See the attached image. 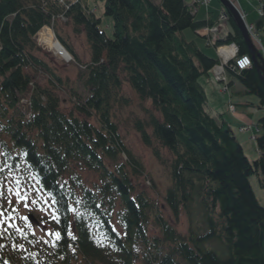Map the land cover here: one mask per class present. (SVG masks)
<instances>
[{
    "label": "trees",
    "instance_id": "1",
    "mask_svg": "<svg viewBox=\"0 0 264 264\" xmlns=\"http://www.w3.org/2000/svg\"><path fill=\"white\" fill-rule=\"evenodd\" d=\"M99 5L112 20L113 39L101 29ZM223 12L232 32L213 47L235 44L239 57H251L232 15ZM197 17L185 0H0L1 159L10 171L27 168L44 192L55 194L61 233L53 247L30 239L28 250L14 254L18 262L2 256L0 264H73L80 259L137 264L138 249L142 264H264V207L250 183L257 175L264 190V117L255 126L259 157L250 162L227 112L214 117L207 110L200 80L212 79L221 60L184 33L212 29L218 20ZM61 23L89 42L91 60L82 66L80 91L38 55L35 37L47 26L79 63L58 31ZM253 26L260 35L264 15ZM205 40V47L212 48L211 38ZM234 65L227 67L228 87L237 80L264 110L262 75L255 66L240 72ZM33 73L45 74L47 84L36 82ZM126 83L141 102L152 103L148 118L135 121V129L168 167L165 204L173 218L179 220L182 212L188 216L190 235H181L164 219L146 192L137 193L134 181L144 176V167L124 145L112 113L116 104L127 102L122 98ZM59 90L73 97L70 113L61 106ZM233 105L236 113L255 106ZM84 170L96 173L99 184L87 187L80 174ZM114 220L124 234L115 230ZM151 223L160 236H149ZM216 239L228 249L226 259L205 248Z\"/></svg>",
    "mask_w": 264,
    "mask_h": 264
},
{
    "label": "rangeland",
    "instance_id": "2",
    "mask_svg": "<svg viewBox=\"0 0 264 264\" xmlns=\"http://www.w3.org/2000/svg\"><path fill=\"white\" fill-rule=\"evenodd\" d=\"M158 4V0H154ZM187 4L193 6V0H185ZM236 9L242 13L247 14V24H253L249 20H259L260 16L257 11V5H259V0H236L233 2ZM210 10H213L215 18H219L224 10L221 2L218 0H212L210 4ZM201 10L198 12V18L201 19L205 17L204 5L201 6ZM103 7L99 5L97 16L102 17L101 29L106 33L108 39H113V23L111 18L103 16ZM207 14V13H206ZM223 28L217 34L222 37L224 34V29L230 26L229 23L223 21ZM47 27V26H46ZM53 33V38L55 41H58L57 34L50 28ZM58 31L61 37L65 41H69L74 48V51L77 52L79 57V63L72 58L70 61L65 62L50 52L47 47L43 46L37 39L41 47V52H38L39 57H41L46 63H49L50 66L54 69L56 74H59L64 82L71 84L77 91L81 89L80 83V72L83 71V65L90 64L91 53L89 51V42L86 39L84 34H75L72 27L69 25H63L62 23L58 25ZM249 33V32H248ZM263 43H264V31L260 32ZM250 34V33H249ZM184 35L187 36V39L191 41L193 38L197 39L200 46H203L206 53H209L212 56H217L216 49L206 48L208 42L205 38L194 35L191 30L185 31ZM210 37L213 35L210 34ZM210 45V44H209ZM206 46V47H205ZM35 75V81L39 82L41 85H46L48 78L45 74L33 73ZM205 81V87L207 89V95L209 103L222 105L223 109H227V114L225 116L226 120H229L232 129L235 132V135L243 146L246 156L250 162H255L259 157V152L257 151V142L253 140V137L257 136L256 124L258 121L264 117V110L258 108L259 100L255 96L247 95L245 88L237 80H233L234 87H229L228 90L225 88V83H218L214 78L202 77L200 83ZM68 86V85H67ZM67 91V90H66ZM122 98H125L127 102L118 103L113 107V122H115L119 127V133L122 137L123 143L128 149L132 152L133 156L138 158L144 167V176H141L138 179H135L134 185L138 192H146L150 198H152L158 209L162 211L164 219L169 221L171 225L175 227L176 230L181 235H190V220L188 216L182 212V215L179 217V220L173 218L171 211L167 208L165 204V194L170 188V176L169 169L167 166H164L160 161H158L153 155V150L148 146L144 145L141 136L137 133L135 129V121L141 119L146 120L148 114L146 109H152V103L146 101L141 102L135 92L130 89V86L126 83L123 85ZM59 95L61 97L62 103L61 106L65 112H71L74 108L73 97L68 93L59 90ZM231 102L235 104H244L251 103L255 106L253 107H244V109L239 111L237 114L231 112L228 108ZM227 106V108L225 107ZM212 105H208V108ZM207 108V110L210 111ZM244 111V113H243ZM212 114V112H211ZM232 116V117H231ZM235 117V118H234ZM241 117V119H239ZM98 120L95 117H92L90 120L95 126H98ZM252 126L253 131L240 132V129L243 127ZM169 157V156H168ZM111 167L113 163L109 162ZM0 212L3 215H0V257L6 256L13 261L18 262L15 258L18 252L28 250V240H35L38 244H45L48 247H53V243L57 240L54 235H49L48 233L58 232L57 228V213L55 212L54 205L50 203H45L46 200L50 201V196L41 189L39 182L36 178L29 172L25 167H21L19 172H13L8 170L6 163L3 162L0 155ZM82 180H84L87 187L92 188L95 184H99L100 179L96 173L89 171H81ZM19 181V184L16 183ZM250 183L252 184L254 194L258 199L259 204L264 207V190L261 188L259 183V177L256 175L250 178ZM12 189V191H9ZM20 191L22 195L26 196V200H20L16 196V191ZM35 200L37 203L32 204L31 201ZM11 201V203H9ZM29 204V207H25V204ZM42 209V210H41ZM119 209V206H118ZM56 219H53V214ZM196 214V213H195ZM33 216L34 221L30 222L29 217ZM27 217V219H24ZM200 224V223H199ZM113 226L116 228L117 232L124 234L123 228L119 221L114 220ZM149 236L158 237L161 235V231L151 223L149 226ZM203 232V231H201ZM99 236V234L97 233ZM207 250L214 251L218 254L221 259H226L228 256V249L225 245L220 242L219 239L207 242L205 245ZM142 249H138V259L137 264H142ZM73 264H86L83 259L77 261Z\"/></svg>",
    "mask_w": 264,
    "mask_h": 264
},
{
    "label": "built area",
    "instance_id": "3",
    "mask_svg": "<svg viewBox=\"0 0 264 264\" xmlns=\"http://www.w3.org/2000/svg\"><path fill=\"white\" fill-rule=\"evenodd\" d=\"M60 1H63V0H60ZM210 1L211 0H194V3L208 5V4H210ZM230 1H232V0H230ZM263 9H264V0H260L257 11L259 12V15H261V16L264 15ZM242 18H243V20L245 19V16L243 14H242ZM221 20L226 21L227 17L225 15H223L221 17ZM207 32L208 33L209 32L216 33L217 29L207 30ZM248 32L251 34V37H252L254 43L259 46V49L262 51V54H264V46L261 43L260 35L258 33H256L254 26H249ZM217 53L222 60L221 64L218 67H216L214 70V78L216 79L217 82H220V81L226 82L227 81V77H225V73H226L225 68L227 67L229 61H231L233 59L236 60V63L234 65L235 66L234 69H236V70H239V71L247 70V69H250L252 67L251 59L248 56H242V57L238 58V55H237L238 54V48L236 45H230L229 47H220V48H218ZM226 90H228V88H226ZM230 109H231V111H235L233 106H231ZM241 130L243 132V131H246L247 128L244 127Z\"/></svg>",
    "mask_w": 264,
    "mask_h": 264
},
{
    "label": "water",
    "instance_id": "4",
    "mask_svg": "<svg viewBox=\"0 0 264 264\" xmlns=\"http://www.w3.org/2000/svg\"><path fill=\"white\" fill-rule=\"evenodd\" d=\"M219 2H221L225 10L232 15L235 23L237 24L238 30L243 34L245 43L247 44L249 53L251 54L252 63L258 70L259 74L262 75L264 81V57L258 52L255 44H253L250 34L247 32L246 23H244L240 13L236 10L231 2L228 0H219ZM29 221H34L33 216L29 217Z\"/></svg>",
    "mask_w": 264,
    "mask_h": 264
},
{
    "label": "bare ground",
    "instance_id": "5",
    "mask_svg": "<svg viewBox=\"0 0 264 264\" xmlns=\"http://www.w3.org/2000/svg\"><path fill=\"white\" fill-rule=\"evenodd\" d=\"M53 33L49 27L43 28L40 33L36 35V39L47 49L52 52L55 57L68 62L72 59V56L69 52L65 50L60 41H55L53 38Z\"/></svg>",
    "mask_w": 264,
    "mask_h": 264
},
{
    "label": "crops",
    "instance_id": "6",
    "mask_svg": "<svg viewBox=\"0 0 264 264\" xmlns=\"http://www.w3.org/2000/svg\"><path fill=\"white\" fill-rule=\"evenodd\" d=\"M161 3V0H158V4H160ZM190 7H192V5H190V4H188ZM202 8H199L198 10H197V14H198V12L201 10ZM204 9H205V17H202L201 19H199L198 17V19L199 20H206V19H208V18H212V20L214 21V22H217V20L219 19V18H215V16H214V14L212 13L213 12V10L211 11L210 10V7L208 6V7H204ZM207 13V14H206ZM249 21H252L253 22V24H255L258 20H249ZM230 32H232V27L231 26H229L228 25V27H226V30H225V32L223 33L224 35L222 36V38L224 37V38H226L227 37V33L229 34ZM200 34H204V31H198V32H196V34H194V35H197V36H200V37H202V38H204L202 35H200ZM184 36H186V35H184ZM186 38H187V36H186ZM197 40V39H196ZM195 40V38H193L191 41H196ZM262 43H263V40H262ZM211 79V78H210ZM205 81L206 80H204L203 82H202V85H203V87H204V89L206 90V93H207V89H206V87H205ZM231 82V81H230ZM235 85H234V83L233 84H231L230 85V88L231 87H234ZM208 96V95H207ZM233 103V102H232ZM220 103H217V104H212L211 102L209 103V105H212V107H209L208 109L209 110H211L210 111V113L212 112V115L214 116V117H217L219 114H221V113H226L227 112V109L225 110V109H223V107H222V105H219ZM226 108H227V106H225ZM235 114H237V113H235ZM232 117V116H231ZM235 118V117H234ZM239 119H241V117H239Z\"/></svg>",
    "mask_w": 264,
    "mask_h": 264
},
{
    "label": "snow or ice",
    "instance_id": "7",
    "mask_svg": "<svg viewBox=\"0 0 264 264\" xmlns=\"http://www.w3.org/2000/svg\"><path fill=\"white\" fill-rule=\"evenodd\" d=\"M0 171H2V169H0ZM16 183L19 184V181H16ZM0 188H2V185H0ZM9 191H12V189H9ZM15 194H16V196H17L20 200H26V199H27V197L24 196V195H22L21 192L18 191V190L16 191ZM0 195H2V192H0ZM9 203H11V201H10ZM31 203H32V204H35V203H37V202H36L35 200H33V201H31ZM45 203H50V204H52V205L58 203V201H57L56 198H55V194L53 193V194L51 195V197H50V201H49V200H46ZM29 206H30L29 204H27V203L25 204V207H29ZM41 210H42V209H41ZM0 215H3V213L0 212ZM52 215H53V219H56L54 213H53ZM24 219H27V217H24ZM48 234H49V235H54V236L56 237L57 240L61 238V233H60V232H56V233H54V234L51 233V232H49ZM75 238H76V237L73 235V236H72V239H75Z\"/></svg>",
    "mask_w": 264,
    "mask_h": 264
}]
</instances>
